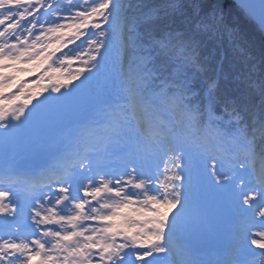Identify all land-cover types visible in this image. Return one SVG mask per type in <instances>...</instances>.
Returning <instances> with one entry per match:
<instances>
[{
	"label": "snow or ice",
	"instance_id": "6c2138e0",
	"mask_svg": "<svg viewBox=\"0 0 264 264\" xmlns=\"http://www.w3.org/2000/svg\"><path fill=\"white\" fill-rule=\"evenodd\" d=\"M0 264H264V43L214 0H0Z\"/></svg>",
	"mask_w": 264,
	"mask_h": 264
},
{
	"label": "trees",
	"instance_id": "16d2710c",
	"mask_svg": "<svg viewBox=\"0 0 264 264\" xmlns=\"http://www.w3.org/2000/svg\"><path fill=\"white\" fill-rule=\"evenodd\" d=\"M219 3L224 14L230 19L231 23L241 33L244 40L258 51L261 44L264 43V33L257 26L244 16L240 10L229 0H214ZM203 55L210 56L213 61H222L225 75L231 79L234 76L233 63L236 53L230 47L227 40L218 42L216 38H205V47Z\"/></svg>",
	"mask_w": 264,
	"mask_h": 264
},
{
	"label": "rangeland",
	"instance_id": "374dc122",
	"mask_svg": "<svg viewBox=\"0 0 264 264\" xmlns=\"http://www.w3.org/2000/svg\"><path fill=\"white\" fill-rule=\"evenodd\" d=\"M264 33V32H263ZM214 239V235H208L204 237H188L184 240V243H186L188 246L192 247L194 246V250L197 248H202V250L209 249H216V252L213 253L212 259L216 258V253L220 250L223 244V240L220 239L217 243L211 244V241ZM190 244V245H189ZM192 245V246H191Z\"/></svg>",
	"mask_w": 264,
	"mask_h": 264
},
{
	"label": "water",
	"instance_id": "95a60500",
	"mask_svg": "<svg viewBox=\"0 0 264 264\" xmlns=\"http://www.w3.org/2000/svg\"><path fill=\"white\" fill-rule=\"evenodd\" d=\"M229 1H231L236 7H237V4H238V0H229ZM254 23V22H253ZM255 24V23H254ZM256 25V24H255ZM257 26V28L259 29V26L258 25H256ZM220 237H218V236H216V241L219 239Z\"/></svg>",
	"mask_w": 264,
	"mask_h": 264
}]
</instances>
